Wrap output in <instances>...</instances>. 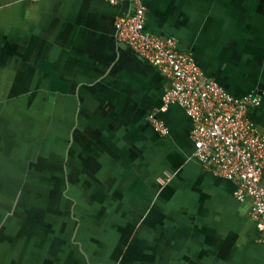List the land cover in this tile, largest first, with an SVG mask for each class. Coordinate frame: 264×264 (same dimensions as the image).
I'll return each mask as SVG.
<instances>
[{"label": "crops", "instance_id": "1", "mask_svg": "<svg viewBox=\"0 0 264 264\" xmlns=\"http://www.w3.org/2000/svg\"><path fill=\"white\" fill-rule=\"evenodd\" d=\"M142 3L147 32L233 97L261 98L264 135V0ZM130 9L0 0V188L18 202L0 214V264H264L250 199L203 168L184 110L160 112L167 78L118 40Z\"/></svg>", "mask_w": 264, "mask_h": 264}, {"label": "built area", "instance_id": "2", "mask_svg": "<svg viewBox=\"0 0 264 264\" xmlns=\"http://www.w3.org/2000/svg\"><path fill=\"white\" fill-rule=\"evenodd\" d=\"M104 1L113 6L129 4L130 11L115 20L118 40L167 78L160 112L172 105L184 110L192 125L194 156L206 171L234 182L238 200L250 199L258 241L264 242V135L250 114L260 106L261 98L254 93L233 97L205 77L193 57L178 48L176 39L147 32L142 0ZM150 122L159 136L169 134L156 116Z\"/></svg>", "mask_w": 264, "mask_h": 264}, {"label": "rangeland", "instance_id": "3", "mask_svg": "<svg viewBox=\"0 0 264 264\" xmlns=\"http://www.w3.org/2000/svg\"><path fill=\"white\" fill-rule=\"evenodd\" d=\"M47 141V140H46ZM45 141V146H46V148H48L49 146L47 145V142ZM49 144H51V142L49 143ZM31 149H29V151H30ZM32 152V151H31ZM48 152V151H47ZM45 155H46V152H44L43 153V156L45 157ZM14 157H15V155H14ZM37 173H40V172H37ZM36 172H30V171H26V172H23V174H25V175H27V177L26 178H31V177H33L31 180H34V177H35V174H37ZM48 174H49V176L51 175V173L50 172H47ZM2 174H7V172H3L2 171ZM11 174L13 175V177H14V175L16 174V172H11ZM66 175H67V173L66 172H60L59 173V177H60V179H62V178H66ZM63 176H65V177H63ZM52 177V176H51ZM4 187V189L2 190L1 188H0V191L2 190V192H0V214H2V210L5 212V214H9V212H11L12 211V214H16V212H18V210H15L14 209V207H15V204H14V202H16V203H18L17 202V199H15L14 200V198H13V202H11L10 203V200H8L7 199V196H6V191L8 190V188H7V185H6V182H5V185L3 186ZM10 189H12V190H14V188H10ZM50 201H52V199H50ZM65 200L64 199H62L60 202H58L56 205H59L56 209H59L60 211H62L63 210V207H65V205H63V203L62 202H64ZM19 204L21 205V202H19ZM82 204H83V201H82ZM84 205V204H83ZM81 207H82V205H81ZM81 207L78 209V212H77V214L79 215V214H83V212L82 213H80V209H81ZM26 208H29V206L27 207L26 206ZM83 208H84V206H83ZM89 209L91 210V211H94L95 209H94V206H91V207H89Z\"/></svg>", "mask_w": 264, "mask_h": 264}, {"label": "flooded vegetation", "instance_id": "4", "mask_svg": "<svg viewBox=\"0 0 264 264\" xmlns=\"http://www.w3.org/2000/svg\"><path fill=\"white\" fill-rule=\"evenodd\" d=\"M45 147H46V146H44V147H43V146H39V147H38V149H39L38 151L43 152V153H44V152L48 153L47 151H49V148H45ZM16 207H17V206L15 205V208H16ZM17 208H18V207H17Z\"/></svg>", "mask_w": 264, "mask_h": 264}, {"label": "trees", "instance_id": "5", "mask_svg": "<svg viewBox=\"0 0 264 264\" xmlns=\"http://www.w3.org/2000/svg\"><path fill=\"white\" fill-rule=\"evenodd\" d=\"M13 188V187H12ZM29 210V209H28ZM16 214H18V212H16Z\"/></svg>", "mask_w": 264, "mask_h": 264}, {"label": "water", "instance_id": "6", "mask_svg": "<svg viewBox=\"0 0 264 264\" xmlns=\"http://www.w3.org/2000/svg\"><path fill=\"white\" fill-rule=\"evenodd\" d=\"M45 173V172H44ZM45 189V188H44ZM45 194V193H44Z\"/></svg>", "mask_w": 264, "mask_h": 264}]
</instances>
